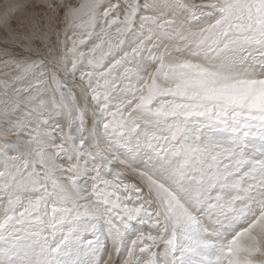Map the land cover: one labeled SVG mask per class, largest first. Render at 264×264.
Here are the masks:
<instances>
[{
  "label": "snow or ice",
  "instance_id": "1",
  "mask_svg": "<svg viewBox=\"0 0 264 264\" xmlns=\"http://www.w3.org/2000/svg\"><path fill=\"white\" fill-rule=\"evenodd\" d=\"M20 10L0 0V264H264V0Z\"/></svg>",
  "mask_w": 264,
  "mask_h": 264
},
{
  "label": "bare ground",
  "instance_id": "2",
  "mask_svg": "<svg viewBox=\"0 0 264 264\" xmlns=\"http://www.w3.org/2000/svg\"><path fill=\"white\" fill-rule=\"evenodd\" d=\"M17 2L21 4V10L12 18L10 26L12 29L23 31L28 28L32 18L42 12L43 0H17ZM0 35L4 38L2 28H0Z\"/></svg>",
  "mask_w": 264,
  "mask_h": 264
},
{
  "label": "rangeland",
  "instance_id": "3",
  "mask_svg": "<svg viewBox=\"0 0 264 264\" xmlns=\"http://www.w3.org/2000/svg\"><path fill=\"white\" fill-rule=\"evenodd\" d=\"M23 8H24V6H23ZM97 31H99V29H97ZM2 39H3V36L0 35V50L5 48V46H6ZM7 47L9 48L10 51L15 50L14 46L11 45V44L7 45ZM6 59H8V57L0 55V79H2L5 74H10V73L16 71L15 68H5V67H3V61L6 60Z\"/></svg>",
  "mask_w": 264,
  "mask_h": 264
}]
</instances>
